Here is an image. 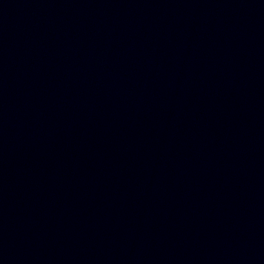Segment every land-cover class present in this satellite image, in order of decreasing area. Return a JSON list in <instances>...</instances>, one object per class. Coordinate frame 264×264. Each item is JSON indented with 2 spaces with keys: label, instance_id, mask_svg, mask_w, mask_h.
<instances>
[{
  "label": "water",
  "instance_id": "95a60500",
  "mask_svg": "<svg viewBox=\"0 0 264 264\" xmlns=\"http://www.w3.org/2000/svg\"><path fill=\"white\" fill-rule=\"evenodd\" d=\"M0 264H264V0H0Z\"/></svg>",
  "mask_w": 264,
  "mask_h": 264
}]
</instances>
